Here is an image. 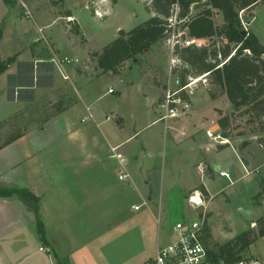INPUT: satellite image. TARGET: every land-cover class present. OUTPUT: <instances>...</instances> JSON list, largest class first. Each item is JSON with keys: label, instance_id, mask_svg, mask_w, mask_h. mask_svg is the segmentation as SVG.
Returning <instances> with one entry per match:
<instances>
[{"label": "crops", "instance_id": "crops-1", "mask_svg": "<svg viewBox=\"0 0 264 264\" xmlns=\"http://www.w3.org/2000/svg\"><path fill=\"white\" fill-rule=\"evenodd\" d=\"M63 1L71 15L53 2L29 0L32 17H28L21 13L19 1L0 0V59L11 58L0 73V120L21 116L42 97H56L65 82L75 90V99L64 101L61 112L0 148V183L25 187L39 196L45 230L41 240L35 213L19 198L0 196L4 253L0 264L8 261L6 254L16 253L4 250L15 243L20 256L15 264H56V257L68 264H142L171 240L162 244L160 239L162 204L177 207L179 211H174L185 218L180 205L200 184L208 191L207 210L212 213L216 203L233 201L232 187L248 192L237 207L257 212L252 225L264 204V199L258 206L251 200L260 190L258 169L235 145L236 138L221 142L207 134L210 130L221 135L219 110L235 111L226 92L212 97L207 84L205 106L189 95V115L166 124L159 119L157 102L170 76V46L164 39L155 42L125 61L117 73H101L97 56L91 55L101 49L88 51L81 61L67 62L64 58L75 45L86 44L87 39L76 11ZM66 16L76 18L79 34L71 30L73 20H61ZM96 16L100 17L99 11ZM167 54L168 74H164L159 64ZM208 114L215 119L209 122ZM186 129L191 135L182 133ZM202 134L205 143L197 139ZM187 138L194 144L181 147ZM231 156L233 164L228 162ZM201 161L203 171L198 167ZM121 172L128 176L121 179ZM175 176L182 178L181 184L173 182ZM261 242L264 235L253 243L264 258Z\"/></svg>", "mask_w": 264, "mask_h": 264}, {"label": "trees", "instance_id": "trees-1", "mask_svg": "<svg viewBox=\"0 0 264 264\" xmlns=\"http://www.w3.org/2000/svg\"><path fill=\"white\" fill-rule=\"evenodd\" d=\"M14 4L17 0H5ZM261 0H152L146 9L152 13L146 20L130 28L109 43L105 44L97 56L101 73H117L123 63L137 54L144 52L155 42L164 39L174 30L181 31L180 38L193 37L199 43H176L173 56L179 59L172 73L178 75L182 83L189 77L207 73L210 83V95L215 97L220 91H225L235 110L245 108V113L251 119H261L260 129L264 131V43L258 35L249 29H244L240 18V10H247ZM202 2L200 9L197 4ZM195 7V14L192 12ZM214 10L223 16V23L214 19ZM71 15L70 9L66 10ZM175 17L172 24L170 18ZM71 30L80 33L79 24L73 23ZM83 37V36H82ZM204 39L209 41L204 42ZM11 58L0 59V73L4 71ZM54 109L44 120L61 112L65 108L63 99L49 100ZM234 112V111H233ZM232 113L219 110L218 124L221 135L226 138L233 136ZM18 114L9 120H0V148L20 137L27 128H17L2 132V127L11 124ZM243 142L242 144H245ZM199 188L205 196L208 195L203 184ZM0 196L21 199L36 216L37 228L41 240L45 238L44 223L40 213V198L25 187H17L0 183ZM255 225H250L224 243H216L215 260L224 259L234 262L240 256L237 251L248 247L260 236L264 235V215L256 219ZM204 241L212 237V228H205ZM210 251V250H209ZM210 253H212L210 251ZM238 254V255H237ZM56 264H68V261L56 257Z\"/></svg>", "mask_w": 264, "mask_h": 264}, {"label": "rangeland", "instance_id": "rangeland-1", "mask_svg": "<svg viewBox=\"0 0 264 264\" xmlns=\"http://www.w3.org/2000/svg\"><path fill=\"white\" fill-rule=\"evenodd\" d=\"M17 1H19L21 13H24L25 7L23 6L22 1L27 4L29 0ZM44 1L53 2L52 4H54L62 13H66V10H68V7L63 0ZM151 1L152 0H67L68 4L76 11L78 19L83 26V33L87 39L86 44L82 45L80 42H78L73 49L74 52H71V54L69 53V55H67L69 56L68 58L71 57L70 59L73 58V60L78 58L81 61V59L86 57L88 51L93 52L98 49H102L105 44L121 35L120 29H123V33H125L127 31L126 29L129 30L130 28L146 20L150 15H152V13L148 12L146 9V5H148ZM201 4L202 2L197 4V10L200 9ZM195 10L196 9L193 6V14L196 13ZM96 11H99L100 17L96 16ZM214 12L215 22L222 24V14L217 10H214ZM239 15L244 29L254 31L260 38L261 42L264 43V0H261L256 5L245 11L240 10ZM64 18H66V20L61 19L63 22L73 20L70 24L71 27L73 26V23H77V20L74 16H72V18L70 16H66ZM26 20L32 22L31 19ZM118 26H120L119 29H117ZM171 36L172 32L171 34H168L166 38H164V42H166V44L169 46V39ZM81 39L83 42L85 38L82 37ZM203 41L207 42L209 39H204ZM91 55L93 56V53ZM168 66L169 54L160 60L159 67L161 72L168 74ZM207 84L210 85L209 79ZM207 84L200 83L190 93L193 101L197 104H200L201 106L206 105L204 100H206V96L208 94ZM60 89L61 90L56 95V97H53V95L51 97H42L37 102L30 104V106L26 109V111H24V113L21 114V116H18L11 122V124L2 127V132L5 133L8 131H13L17 128H30L37 125V123L42 122L45 116L51 113V110L54 109L53 106L49 105L50 99L54 100L56 98L55 100H57V98L62 96H64L65 102L75 99V90L71 83L65 82ZM207 116L209 122L215 119L213 114L212 116L209 114ZM232 119L233 138L237 139L235 145L239 147V150L243 152L244 156L253 159V164L251 167L258 169L256 174L260 179V190L253 197L251 196L252 203L255 206H258L264 199V131L260 129V122L262 120L260 118L249 120V115L245 113V108L237 111L235 110L233 112ZM186 133L191 135L187 129ZM202 135L199 136V138L197 137V139H201V141L205 143L207 139L204 137V134ZM189 139L190 138L182 140L183 143H181V147L191 145L192 143L194 144V142ZM245 141L246 143L242 144ZM167 155H171V153L168 152ZM228 162L233 164L232 156ZM178 178L179 177L175 176L173 182L181 184L182 178L181 180ZM239 188L240 186L236 185L230 189V193H232L233 196V201L231 203H216V206L214 207V213L207 210V221L208 225L212 228V237L207 238L205 243L207 248L212 252L213 257L217 252L216 243H224L241 231L247 229L250 226L249 222L257 217L256 211L252 215H245L240 210H238V202L244 201L248 196V192H243L244 190ZM222 199H226V201H228V197L225 194H223ZM180 207L184 208L183 217H191L194 215V212L192 215H189L192 212V208L189 206L187 198L186 200L183 199V205H180ZM169 208H171L169 203H163L161 207V213H159L158 228L160 231V239L162 244L168 242L172 238V225L177 220L182 218L177 212L174 211L177 209V207H175V209ZM186 208L187 210H190L188 211L189 214H187L188 212H186ZM259 210L262 212L261 215H259V217H261L264 215V204ZM209 222H211L212 226L214 227H212ZM254 223L255 222H253L252 225ZM23 242H25V239H23ZM261 245L264 247V242H261ZM27 246H31L29 245V242H27ZM18 247L19 246L16 243L6 245L4 248L5 251L6 249L7 251L11 249L15 250L16 253L12 252L6 254L5 257L8 258V261H5V264H15V262L19 260L20 256L17 254L19 252ZM25 247L26 245L24 243L21 248ZM41 247L46 248L49 252L47 253L50 254V251L47 247ZM256 247L257 244L253 243V245L251 244L241 251H237V253L240 254L238 258L251 254H257ZM2 256H4V253L0 252V257ZM16 257L17 260L14 261L12 258ZM214 259L216 258L214 257ZM53 263L55 264V261H53Z\"/></svg>", "mask_w": 264, "mask_h": 264}, {"label": "built area", "instance_id": "built-area-1", "mask_svg": "<svg viewBox=\"0 0 264 264\" xmlns=\"http://www.w3.org/2000/svg\"><path fill=\"white\" fill-rule=\"evenodd\" d=\"M22 3L25 7V14L32 17V13L26 3L23 1ZM175 20V17L170 18L172 24L175 23ZM39 30H42V28L39 27ZM181 34V31H172V36L169 39L172 51L174 45L178 42H184L185 44L199 43L198 40L190 36H187L182 41L180 38ZM64 60L67 62L72 61L68 57H65ZM177 62H179L178 58H171L169 66L170 76L166 82L163 94L157 102V108L160 113L159 119L164 120L166 124L172 119L188 116L191 111L190 93L200 83H208L207 73L189 77L186 83H182L178 75L172 74V68ZM182 133L186 134L185 131H182ZM207 134L214 139H219L221 142L226 140L221 135H213L210 130H207ZM118 156L121 157V154H118ZM198 167L203 171L205 164L201 161ZM127 176L128 174L125 172H121L119 175L121 179ZM187 200L194 215L177 220L172 225L171 240L167 244L158 247L155 254L147 258L142 264H264V258L258 254L243 256L231 263L224 259L215 260L204 241L208 219L206 197L200 189H193L188 194ZM41 249L48 252L44 247H41ZM50 264L54 263L51 262Z\"/></svg>", "mask_w": 264, "mask_h": 264}, {"label": "water", "instance_id": "water-1", "mask_svg": "<svg viewBox=\"0 0 264 264\" xmlns=\"http://www.w3.org/2000/svg\"><path fill=\"white\" fill-rule=\"evenodd\" d=\"M123 32H124V30L123 29H120V34H122ZM240 211L242 213H244L245 215H251L252 214V212H251L250 209L241 208Z\"/></svg>", "mask_w": 264, "mask_h": 264}]
</instances>
